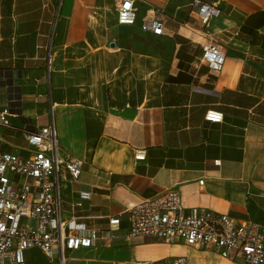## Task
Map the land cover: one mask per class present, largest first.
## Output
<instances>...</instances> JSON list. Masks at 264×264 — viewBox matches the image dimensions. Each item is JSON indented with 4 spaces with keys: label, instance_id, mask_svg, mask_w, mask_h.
Wrapping results in <instances>:
<instances>
[{
    "label": "crops",
    "instance_id": "crops-1",
    "mask_svg": "<svg viewBox=\"0 0 264 264\" xmlns=\"http://www.w3.org/2000/svg\"><path fill=\"white\" fill-rule=\"evenodd\" d=\"M193 1L133 0L127 26L116 0H0V95L16 128L0 129V152L23 154V130L46 126L51 112L60 152L82 161L76 180H60V209L95 245L67 252L65 264H242L127 236L126 209L169 190L186 212L264 228V0H200L219 10L205 28ZM156 13L162 35L142 32ZM210 37L224 49L218 72L200 61ZM208 110L222 122L204 121ZM24 258L56 264L38 248Z\"/></svg>",
    "mask_w": 264,
    "mask_h": 264
},
{
    "label": "built area",
    "instance_id": "built-area-1",
    "mask_svg": "<svg viewBox=\"0 0 264 264\" xmlns=\"http://www.w3.org/2000/svg\"><path fill=\"white\" fill-rule=\"evenodd\" d=\"M118 25L132 26L136 8L133 0H116ZM200 25L205 28L218 17L219 10L200 0L193 1ZM165 16L156 13L144 21L140 29L161 36ZM200 61L212 71H220L224 49L213 37L202 46ZM12 111L0 95V129H16L10 123ZM223 115L208 110L204 121L221 123ZM25 149L0 152V264H25V251L38 248L49 262L65 264L67 252L95 245L85 225L75 218L65 219L60 209V180L68 175L76 180L82 161L61 153L57 144L52 113L46 126L34 131L23 130ZM134 159H144L141 152ZM200 184L202 182H199ZM80 193V200H87ZM127 236H145L157 241L179 242L188 247L211 250L221 258L242 264H264V228L250 220L237 221L226 214L209 210L184 211L179 194L165 191L143 199L125 211ZM110 227H118L119 219H109ZM137 264H184L181 258Z\"/></svg>",
    "mask_w": 264,
    "mask_h": 264
},
{
    "label": "trees",
    "instance_id": "trees-1",
    "mask_svg": "<svg viewBox=\"0 0 264 264\" xmlns=\"http://www.w3.org/2000/svg\"><path fill=\"white\" fill-rule=\"evenodd\" d=\"M263 16H264V15H263ZM263 19H264V18H263ZM263 23H264V20H261L259 24L262 25Z\"/></svg>",
    "mask_w": 264,
    "mask_h": 264
}]
</instances>
